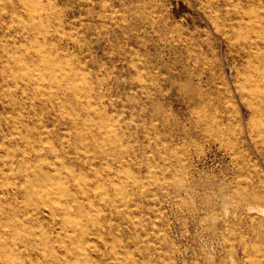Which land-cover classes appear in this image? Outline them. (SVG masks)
<instances>
[{"label":"rangeland","instance_id":"1","mask_svg":"<svg viewBox=\"0 0 264 264\" xmlns=\"http://www.w3.org/2000/svg\"><path fill=\"white\" fill-rule=\"evenodd\" d=\"M202 6L0 0V264H264V160Z\"/></svg>","mask_w":264,"mask_h":264},{"label":"bare ground","instance_id":"2","mask_svg":"<svg viewBox=\"0 0 264 264\" xmlns=\"http://www.w3.org/2000/svg\"><path fill=\"white\" fill-rule=\"evenodd\" d=\"M202 8L228 44L233 61L241 66L235 90L251 118L242 132L243 138L264 160V11L256 9V0H203ZM209 80L212 76L206 81ZM176 101L179 105L184 102L181 96ZM220 104L223 106L224 102ZM224 111L228 113V105ZM235 119L239 120L237 113ZM226 120L229 121L228 115Z\"/></svg>","mask_w":264,"mask_h":264}]
</instances>
